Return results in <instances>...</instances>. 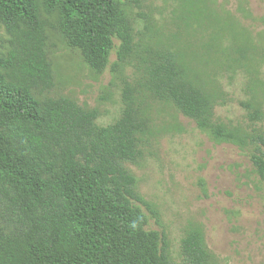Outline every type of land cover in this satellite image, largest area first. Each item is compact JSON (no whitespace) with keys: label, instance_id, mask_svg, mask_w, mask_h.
<instances>
[{"label":"trees","instance_id":"trees-1","mask_svg":"<svg viewBox=\"0 0 264 264\" xmlns=\"http://www.w3.org/2000/svg\"><path fill=\"white\" fill-rule=\"evenodd\" d=\"M182 7L188 34L209 33L202 40L206 55L192 44L167 49L152 45V37L136 39L123 0H0V23L9 36L0 58V264H179L167 233L148 228L158 211L125 166L138 161L154 132L152 101L173 104L215 143L252 146L251 161L264 178V134L215 120L221 90L205 68L218 48L226 61L248 69L257 45L235 18H220L210 0H184ZM240 10L250 16L243 2ZM42 12L57 16L66 44L94 71L105 70L114 50L115 66L136 64L143 81L125 84V106L115 122L101 125L97 108L44 95L54 75ZM225 32L242 45L221 51ZM248 87L251 97L242 105L251 121H260L264 80L251 75ZM183 254L187 264L211 263L201 228L188 229Z\"/></svg>","mask_w":264,"mask_h":264},{"label":"rangeland","instance_id":"rangeland-1","mask_svg":"<svg viewBox=\"0 0 264 264\" xmlns=\"http://www.w3.org/2000/svg\"><path fill=\"white\" fill-rule=\"evenodd\" d=\"M123 1L138 33L136 39L144 37L147 41L152 37V45L156 43L159 48L167 49H186L192 44V50L205 54L202 40L209 33L193 30L188 34L182 21L184 0ZM210 1L220 18L224 21L235 18L242 32L257 45L254 58L248 60L250 71L226 61L218 48L209 55L206 73L221 90L215 120L264 134V117L251 121L242 105L251 97L250 76L264 80V0ZM240 2L248 8L249 17L243 15ZM42 16L46 21V50L54 75L53 87L44 95L68 96L86 108H97L100 112L97 122L101 125L115 122L125 106V84L132 82L139 86L142 80L136 64L115 66L118 59L114 50L105 70L94 71L78 48L66 44L55 27L57 16L44 12ZM147 24L151 26L150 32L145 29ZM8 38L0 23V58L7 51ZM241 42L225 32L218 44L221 51L228 53L230 48L242 45ZM237 55L233 52L231 58ZM201 65L198 60L193 62L197 69ZM260 101L264 111V98ZM151 103L148 110L154 132L142 145L138 161L125 163L137 177V191L158 211V219L150 215L148 228L167 233L170 255L179 264H187L183 240L188 229L198 227L212 254L210 264H264V178L251 161L253 147L215 143L173 104Z\"/></svg>","mask_w":264,"mask_h":264}]
</instances>
